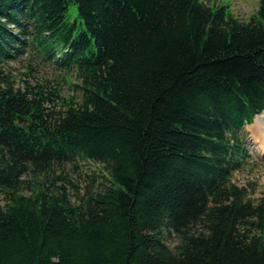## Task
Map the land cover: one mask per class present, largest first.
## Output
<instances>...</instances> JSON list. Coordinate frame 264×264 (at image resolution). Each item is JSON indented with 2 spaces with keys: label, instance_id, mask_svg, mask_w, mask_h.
<instances>
[{
  "label": "trees",
  "instance_id": "trees-1",
  "mask_svg": "<svg viewBox=\"0 0 264 264\" xmlns=\"http://www.w3.org/2000/svg\"><path fill=\"white\" fill-rule=\"evenodd\" d=\"M32 58L76 94L32 82ZM263 111L264 0L248 21L204 0H0V264H264V200L234 182ZM80 160L103 165L84 194L44 184Z\"/></svg>",
  "mask_w": 264,
  "mask_h": 264
},
{
  "label": "rangeland",
  "instance_id": "rangeland-1",
  "mask_svg": "<svg viewBox=\"0 0 264 264\" xmlns=\"http://www.w3.org/2000/svg\"><path fill=\"white\" fill-rule=\"evenodd\" d=\"M206 3L214 6H226L227 9L239 20L248 21L258 11L260 6V0H204ZM69 20L75 21L78 16V11L75 5H71L68 11ZM29 61L27 55L21 59L12 61L10 66L14 76L17 77V81L25 78L23 76L25 66ZM33 71L29 79L32 82H48L54 88L59 89L64 95L76 94V88L72 85L79 83L74 75L67 74L64 70H58L57 68L50 67V63H43L32 58ZM263 116V115H261ZM264 117V116H263ZM261 129L263 130L264 120L261 118ZM254 125V124H253ZM253 125L246 127L242 130V137L247 145L248 159L246 166L236 171L234 175V182L239 186L246 187L253 200L256 203L264 200V152L259 151L258 144L264 146V141L259 138L256 139L255 130ZM260 127H257V129ZM254 135H252L251 131ZM258 141V143H257ZM103 165L101 163L80 160L76 163H69L62 168L56 170L51 176L43 179L45 185H51L52 183L57 185H64L73 192L84 194L85 187L90 184V176H95ZM62 177V179H60ZM65 178V179H64ZM56 182V183H55ZM71 192V191H70ZM74 200L77 198L73 196ZM4 203V202H3ZM167 244L170 247H174L177 244L175 237H171L167 240Z\"/></svg>",
  "mask_w": 264,
  "mask_h": 264
},
{
  "label": "bare ground",
  "instance_id": "bare-ground-1",
  "mask_svg": "<svg viewBox=\"0 0 264 264\" xmlns=\"http://www.w3.org/2000/svg\"><path fill=\"white\" fill-rule=\"evenodd\" d=\"M261 118L263 120V116H259L256 120H255V123L253 125V128L255 130V136L257 137V140L259 141V138L261 139V141L263 140L264 141V135L262 134V129H261V125L259 123H262L261 122ZM263 124V123H262ZM257 127H260L257 129ZM263 128V127H262ZM260 149L264 152V146H262L261 144H258Z\"/></svg>",
  "mask_w": 264,
  "mask_h": 264
},
{
  "label": "water",
  "instance_id": "water-1",
  "mask_svg": "<svg viewBox=\"0 0 264 264\" xmlns=\"http://www.w3.org/2000/svg\"><path fill=\"white\" fill-rule=\"evenodd\" d=\"M19 122L23 123V119L21 117H19Z\"/></svg>",
  "mask_w": 264,
  "mask_h": 264
}]
</instances>
